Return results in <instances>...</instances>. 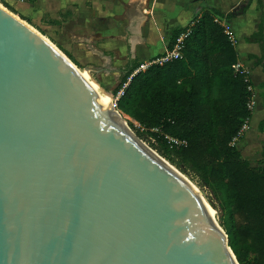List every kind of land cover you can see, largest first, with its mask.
<instances>
[{"label":"water","instance_id":"95a60500","mask_svg":"<svg viewBox=\"0 0 264 264\" xmlns=\"http://www.w3.org/2000/svg\"><path fill=\"white\" fill-rule=\"evenodd\" d=\"M103 92L109 105L0 5V264H239L204 197Z\"/></svg>","mask_w":264,"mask_h":264},{"label":"trees","instance_id":"16d2710c","mask_svg":"<svg viewBox=\"0 0 264 264\" xmlns=\"http://www.w3.org/2000/svg\"><path fill=\"white\" fill-rule=\"evenodd\" d=\"M258 3L262 20L258 31L246 41L260 45L262 56L250 58L261 65L264 2ZM218 15L219 10L206 8L188 24L192 32L185 40L181 59L137 73L141 64L130 62L114 94L124 87L117 109L123 118L140 125L129 121L139 138L147 141L152 137L160 146L151 147L161 156L192 169L201 188L219 192L225 213L221 226L239 264H264V149L253 165L232 144L252 119V81L234 71L239 54L216 21ZM185 28L173 30L168 50L174 48ZM259 127L264 130V120ZM165 134L186 140L187 146L171 147Z\"/></svg>","mask_w":264,"mask_h":264},{"label":"crops","instance_id":"0c3cea01","mask_svg":"<svg viewBox=\"0 0 264 264\" xmlns=\"http://www.w3.org/2000/svg\"><path fill=\"white\" fill-rule=\"evenodd\" d=\"M2 1L35 23L44 24L49 17L48 26L68 33L65 47L79 63L92 68L109 92L118 88L130 62L143 65L162 56L173 30L188 26L206 8L217 9L221 12L217 20L237 39L239 62L251 70L254 96L258 87L264 97V54L263 63L256 65L250 57L262 56L261 47L246 41L262 20L258 0H29L21 2L22 8ZM254 114L253 110L252 118ZM256 114L257 120H264L263 102Z\"/></svg>","mask_w":264,"mask_h":264},{"label":"rangeland","instance_id":"374dc122","mask_svg":"<svg viewBox=\"0 0 264 264\" xmlns=\"http://www.w3.org/2000/svg\"><path fill=\"white\" fill-rule=\"evenodd\" d=\"M11 2H15L19 8H22L23 4L21 2H16L15 0H11ZM0 4L13 13L16 17L24 21L27 25H29L31 28L36 30L38 33H40L42 36H44L49 42H51L67 59L72 62L79 71L83 72L86 74V71L88 70V73L91 75V77L96 81V75L93 72L92 68H87V66L82 65L79 63V59L71 54V52L68 51L66 45L68 33L62 32L63 30L60 29V31L57 29H54L55 27L48 26L50 25L48 23V20H51L49 17H46L44 24H39L35 23L31 19H27L22 17L20 14H17L16 12L11 11L8 9L0 0ZM70 10L74 14L73 7L70 8ZM92 73V74H91ZM89 80V78H87ZM90 81V80H89ZM92 84V82L90 81ZM99 83V82H98ZM101 86V84H100ZM105 91L109 92L106 90L103 86H101ZM255 96L253 97V102H254V116L252 120H250L248 126L249 129L244 132L243 136L236 141L235 146L240 150L242 157L250 160L253 165H256V159L261 157V153L264 149V130L260 129L259 124L261 122V119L257 120L259 116L256 114L259 107L262 106V102L264 103V97L260 94V89L258 87L255 88L254 90ZM114 94V91H112ZM115 95V94H114ZM252 110V112H253ZM126 117V116H125ZM126 122L128 124V127L136 134V132L131 128L129 121L132 122L135 126L140 127V125L135 122L132 119H128L126 117ZM258 125V127H257ZM137 135V134H136ZM148 137V136H146ZM145 144H147L150 148H152V145L160 146L158 143L155 142V140L152 137H148V140L145 141L143 140ZM155 150L154 148H152ZM156 153H158L157 150H155ZM160 155V154H159ZM163 157V156H162ZM164 158V157H163ZM165 160L170 163L174 168H176L180 173L184 175L188 180H190L202 193V195L206 198L208 203L210 204L211 207H213L216 210L215 217L221 226L222 223V218L224 216V211H223V205L221 201V195L216 189H210V188H201L199 186V179L195 178L196 174L192 169L189 167H184L179 164V162H176L177 164H172L170 161H168L166 158ZM222 227V226H221Z\"/></svg>","mask_w":264,"mask_h":264},{"label":"built area","instance_id":"2783aa9c","mask_svg":"<svg viewBox=\"0 0 264 264\" xmlns=\"http://www.w3.org/2000/svg\"><path fill=\"white\" fill-rule=\"evenodd\" d=\"M16 1L27 2L29 0H16ZM216 21L220 23V21H218L217 18H216ZM224 29H225V33L228 35L230 41L236 47L238 42H237V39H236L234 33L225 27H224ZM191 32H192V25L186 26L185 31L177 38L176 43L174 45V48L172 50H167V52H165L162 56L156 57L155 59L150 60L148 63L141 65V67L135 73L139 72L140 70H146L147 68H149L152 65L163 64V63H166L168 61L181 59L183 57V49L185 46V40L190 35ZM233 69L236 73L244 75L247 78L251 79V70L247 66L243 65L241 62L238 61L236 64H234ZM249 89L253 92L252 86L249 87ZM123 94H124V87L117 93V95L114 96V100H113L114 104H117V100ZM254 105L255 104L252 100L251 104L249 105V108L251 110H253ZM249 122L250 121H247L245 123V125L242 127L238 137H236L234 139V141L232 143L233 145H235L236 141L239 140L243 136L244 132L249 129V126H248ZM154 131L158 132L159 130L154 129ZM165 139L167 140L168 144L171 147H181V146L186 147L187 146V141L184 139L176 138V137L166 135V134H165Z\"/></svg>","mask_w":264,"mask_h":264},{"label":"bare ground","instance_id":"6f19581e","mask_svg":"<svg viewBox=\"0 0 264 264\" xmlns=\"http://www.w3.org/2000/svg\"><path fill=\"white\" fill-rule=\"evenodd\" d=\"M1 5V4H0ZM2 6V5H1ZM80 74L82 75V77L89 83V85L92 87V89L97 93V95L101 98V100L106 104L109 105L111 103V95L109 93H105L103 92V89L101 88L100 84L98 82H96L91 75L88 73V70L86 71V74L79 71ZM89 78V80L92 82V84L90 83V81L87 79ZM118 118L121 119V122L126 125L128 127V124L125 120V118H123L120 114V112H118ZM166 161V160H164ZM166 164H168L176 173H178L180 176H182V178H184L188 183H190L192 185V187H194V189L196 188V191L198 193H200V195L202 197H204L201 193V191L190 181L188 180L186 177H184V175L182 173H180L176 168H174L170 163H168L166 161ZM206 203H208V201L206 200V198L204 197ZM208 206L211 209L212 214L215 216L216 211L213 209V207L210 206V204L208 203Z\"/></svg>","mask_w":264,"mask_h":264}]
</instances>
